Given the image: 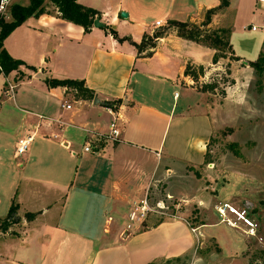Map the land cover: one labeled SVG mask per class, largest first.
I'll list each match as a JSON object with an SVG mask.
<instances>
[{"label":"crops","instance_id":"obj_1","mask_svg":"<svg viewBox=\"0 0 264 264\" xmlns=\"http://www.w3.org/2000/svg\"><path fill=\"white\" fill-rule=\"evenodd\" d=\"M77 1L97 9L103 25L83 30L43 0L41 13L27 16L2 39L8 54L23 63L2 74L0 84L1 90L13 83L9 94H0V219L16 204V220L0 230V264H151L183 255L193 242L184 220L163 219L139 229L141 220H129L127 213L129 203L160 180L185 187L182 170L203 162L218 126V105L192 85L184 68L188 62L212 63L214 48L173 28L143 49L135 43L158 26L155 20L196 21L220 0ZM247 4L259 23L231 25L224 18L240 2L228 0L208 24L228 27L234 55L246 62L264 49V1ZM45 77L82 79L92 95L47 85ZM115 114L118 135L111 139L105 133ZM28 133L25 151L15 156L17 140ZM85 144L90 150H83ZM236 175L241 182L244 174ZM237 186L221 188L219 198L240 203L244 192ZM219 223L231 238L227 252L242 250L237 227ZM244 263L242 256L220 261Z\"/></svg>","mask_w":264,"mask_h":264},{"label":"rangeland","instance_id":"obj_2","mask_svg":"<svg viewBox=\"0 0 264 264\" xmlns=\"http://www.w3.org/2000/svg\"><path fill=\"white\" fill-rule=\"evenodd\" d=\"M91 1L104 5L112 0ZM238 1L239 9H229L224 19L235 27L251 21L259 23V19L251 15L247 4L249 0ZM203 13L204 10L199 19L190 21L198 25ZM167 24H158L151 34ZM201 27L210 30L216 28L210 25ZM258 28L262 29L259 24ZM151 34L145 39L147 42H151ZM217 34L221 40L218 48L214 49L219 54L217 60L204 64L202 70L194 67L197 76L193 77L192 82L198 89L205 88L207 82L216 84L212 90H205L208 102L214 101L218 105L215 116L218 126L206 142L203 162L195 166L186 165V170H182L180 176L185 179V187L179 184L173 188L171 181L160 180L150 185L140 199L129 203L128 219L141 220L139 229L163 219H182L193 235L192 247L187 253L151 264H220L224 256L232 259L242 256L244 264H264V64L262 69H256L248 63L249 60L246 62L236 58L226 42V35L222 32ZM260 53L264 59V49ZM1 81L2 73L0 84ZM175 90L180 96L186 94L182 87H175ZM74 92L84 95L76 90ZM235 148L238 149L237 154ZM239 171L244 174L241 182L239 175H236ZM166 179H170V176ZM236 182L238 190L244 192L242 199L238 200L240 203L236 204L246 207L258 223L261 239L249 236L241 227H237V230H233L234 235L242 237L245 245L242 250L229 248L227 252V244L232 245L231 238L228 237V240L224 236V225L219 223L214 205L218 200H223L219 198L221 188H233ZM167 189L175 192L169 193ZM196 195L205 201L197 199ZM134 243L136 239L129 244Z\"/></svg>","mask_w":264,"mask_h":264},{"label":"trees","instance_id":"obj_3","mask_svg":"<svg viewBox=\"0 0 264 264\" xmlns=\"http://www.w3.org/2000/svg\"><path fill=\"white\" fill-rule=\"evenodd\" d=\"M52 4L56 6V9L59 12V16L70 20L72 22L78 23L83 27V30L89 29L92 25V21L95 17H99V11L91 6L85 5L77 0H50ZM43 0H28L26 4H18L12 3L9 5L8 12L10 14V19L2 18L0 16V73H7L9 70L16 68L18 64L23 63L19 58H14L8 54L6 49L2 45V39L4 36L17 24L23 21L29 15H37L43 11ZM228 4V0H220V3L216 6L208 7L204 10L203 19L197 25L190 20H178V19H168V24L166 26L161 27L160 29L152 31L151 34V42H147L145 39L148 38V33H143L141 40L139 43H135L137 50L143 49L146 47V44L153 45L154 40L162 36L164 33H167L170 27H174L173 29L177 32L178 35L192 39L208 46L217 49L220 44V36L217 34L218 32H222L226 35V42L229 44L231 50L232 45L229 40V32L230 29L225 26H219L210 30L209 28H202L201 26H207L211 21L212 14L216 12V10L224 5ZM193 26V28L191 26ZM107 30L116 37L115 30L110 26H106ZM233 52V50H232ZM219 54L216 52L213 53L212 62L217 60ZM236 56V55H235ZM239 58V56H236ZM249 64L254 66L256 69H262V65L264 64V59L262 58L261 53L254 60H249ZM194 67L203 69V64H193L188 62L184 68V74L190 75L192 78L196 77V71ZM198 74V73H197ZM45 82L47 85H67L73 87L76 91L83 93V96L91 97L92 92L89 88H87L83 84L82 79L77 78H55V77H45ZM216 86L214 82H207L205 84L206 89H213ZM235 153H238V149H234ZM198 174V172H196ZM16 204L11 202L6 214L2 219H0V230L6 229L7 225L16 220L15 216ZM29 212H25V215ZM145 264H150V262H146Z\"/></svg>","mask_w":264,"mask_h":264},{"label":"built area","instance_id":"obj_4","mask_svg":"<svg viewBox=\"0 0 264 264\" xmlns=\"http://www.w3.org/2000/svg\"><path fill=\"white\" fill-rule=\"evenodd\" d=\"M11 0H0V16L6 18L9 14L8 9ZM155 24H160L159 20H155ZM255 28V26H251ZM13 87V83L7 82L2 86L0 94H9ZM68 106V104H66ZM118 116L112 115L108 122V130L105 133L107 137L111 139H116L118 135V125H117ZM32 134L28 133L26 136L19 138L15 144L14 154L19 156L22 152L25 151L28 142L31 140ZM83 150H90L89 145H83ZM215 210L221 221L231 225L233 227H241L243 231L249 236H255L261 239V236L258 234V223L251 217L249 211L246 207L236 205L230 200L223 199L218 200L215 205Z\"/></svg>","mask_w":264,"mask_h":264},{"label":"water","instance_id":"obj_5","mask_svg":"<svg viewBox=\"0 0 264 264\" xmlns=\"http://www.w3.org/2000/svg\"><path fill=\"white\" fill-rule=\"evenodd\" d=\"M120 15L122 16H125L126 15V12L125 11H120ZM92 25L94 26H102L103 25V22L101 20H99L98 17H95L92 21ZM94 100H95V97H94Z\"/></svg>","mask_w":264,"mask_h":264},{"label":"bare ground","instance_id":"obj_6","mask_svg":"<svg viewBox=\"0 0 264 264\" xmlns=\"http://www.w3.org/2000/svg\"><path fill=\"white\" fill-rule=\"evenodd\" d=\"M231 226V225H230Z\"/></svg>","mask_w":264,"mask_h":264}]
</instances>
